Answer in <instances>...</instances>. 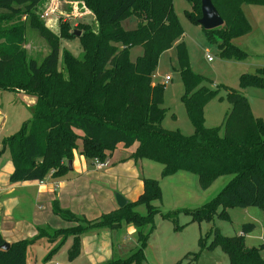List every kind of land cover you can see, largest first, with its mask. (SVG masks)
Wrapping results in <instances>:
<instances>
[{
	"label": "trees",
	"instance_id": "trees-1",
	"mask_svg": "<svg viewBox=\"0 0 264 264\" xmlns=\"http://www.w3.org/2000/svg\"><path fill=\"white\" fill-rule=\"evenodd\" d=\"M45 0H0V19L5 16L24 17L48 42L50 53L41 63L28 57L25 43V22L2 27L0 24V89L23 91L36 97L32 117L20 130L5 138L1 154L8 152L14 165L12 182L43 180L56 169L55 177L68 172L66 161L74 150L88 160L107 161L105 151L118 146L130 149L135 159H149L163 166V177L179 171L198 176L199 184L208 189L220 177L232 179L210 203L192 212V221H212L222 207L219 217L229 206L259 207L264 209V121L253 114L246 96L234 89L228 90L231 104L222 126L205 125V108L217 96L212 81L191 68L187 45L183 40L184 28L174 8V0H78L93 13L97 29L80 24L72 32L63 24L61 34L48 28L36 17ZM191 9L187 18L199 24L201 0H187ZM224 24L204 30L210 43H218L220 55L228 60L243 61L248 54L234 43L251 32L244 5L264 6V0H212ZM131 16L137 18V27L127 30L122 22ZM76 31L83 49L82 56L63 52L64 66L59 68L60 39L73 38ZM77 37V36H76ZM176 47L178 70L185 92L182 102L194 133L162 126L167 110L164 108L166 85L155 82L161 55ZM141 47L142 55L136 60L131 49ZM243 87L264 88V67L256 73L241 76ZM222 129L224 133H222ZM80 133V134H79ZM143 193L136 201L95 219H87L53 202V212L75 226L65 229L39 227L37 235L6 243L0 231V264H27V251L49 233L60 236L48 257L59 251L72 238L70 260L81 254L82 237L94 230H118L124 224L135 227L138 247L128 258H114L104 264H143L145 249L155 229V216L160 212L154 204L162 200L160 182L142 178ZM145 205L147 214L141 215L137 206ZM177 223L172 214L162 213ZM255 224L243 225L242 234L224 236L219 229L211 230L208 249L221 247L229 257V264H264V242L249 247L244 234L252 232ZM209 236V235H208ZM193 254V260H197ZM187 254L184 259H188ZM175 264H182V260Z\"/></svg>",
	"mask_w": 264,
	"mask_h": 264
},
{
	"label": "rangeland",
	"instance_id": "rangeland-1",
	"mask_svg": "<svg viewBox=\"0 0 264 264\" xmlns=\"http://www.w3.org/2000/svg\"><path fill=\"white\" fill-rule=\"evenodd\" d=\"M54 7H59V11L47 18H42L45 11ZM174 8L184 28L183 40L187 45L191 68L194 72L210 79L212 82L208 85L218 90L217 96L205 108V125L209 128L222 126L225 115L231 109V104L227 99L229 89L237 90L246 96L253 114L264 121V88L253 85L243 87L241 84V76L244 73H252L250 71L253 69L257 71L264 67V6H243L244 13L251 24V32L234 40V43L248 54L247 59L243 61L221 57L218 43H210L202 26L187 18L185 11L191 9V4L187 0H174ZM36 17L59 35L63 24L68 25L71 32L74 29L80 30V24H90L97 29L95 16L82 1L78 0H45L40 5ZM22 22L26 23L24 46L28 57L35 58L41 63L50 53V47L31 23L25 21L24 17L5 16L0 19L2 27ZM122 26L127 30L135 29L137 18L129 17L122 22ZM74 36L60 39V69L64 66L63 52L65 50L72 52L74 56H82L83 49L79 36L75 34ZM142 53L141 47H134L130 52L131 59L136 60ZM209 57L213 60L209 61ZM167 76L170 77L168 81ZM154 80L156 83L166 85L164 108L167 112L162 126L169 130H180L186 135L193 134L194 126L182 102L185 86L178 70L175 46L161 55ZM31 117V106L21 93L15 90L0 89V151L3 136L8 137L18 132L22 123ZM222 133H224L223 129ZM70 161H66L69 170ZM89 162L92 165V161L89 160ZM143 162L146 166H150L153 179L160 182L162 189V200L154 203L160 212L155 216V229L145 249L143 264H175L180 260L182 264H229V257L220 246L212 250L203 246L202 239H206L207 246L212 241L211 230L216 227L224 236H239L242 234L244 224L253 223L255 224L254 230L244 234L245 244L249 247H256L264 242V209L259 207L229 206L225 211L227 219L219 217L222 212V207H220L212 221H192V212L213 201L230 182L231 175L220 177L208 189H203L199 184L198 176L194 173L180 171L172 176L163 177V166L160 163L147 159ZM109 165L111 163L108 162L107 166ZM117 193L120 194L116 191L115 198ZM136 210L141 215L147 214V209L143 204L137 206ZM169 212L175 216L177 223L162 216V213ZM88 217L86 216L87 219H92ZM73 224V226L76 225V223ZM128 227L124 224L120 228L122 239H125L120 256L124 259L128 258L138 247L137 232L129 233ZM59 240L60 236L52 232L40 241L46 243L45 247L39 246L40 242L29 247L27 264H87L80 255L70 260L72 238H69L59 251L48 257L50 250ZM187 254L189 258L184 259ZM193 254H197V260H193Z\"/></svg>",
	"mask_w": 264,
	"mask_h": 264
},
{
	"label": "crops",
	"instance_id": "crops-1",
	"mask_svg": "<svg viewBox=\"0 0 264 264\" xmlns=\"http://www.w3.org/2000/svg\"><path fill=\"white\" fill-rule=\"evenodd\" d=\"M16 92L28 100L32 109L36 97L23 91ZM80 142L81 149L74 150L71 159L72 169H68L64 176L55 177V169L43 180L35 181L12 182L10 176L14 165L9 153L1 154L0 151V231L7 242L32 238L37 235L39 227H72L73 223L53 212L55 200L64 209L95 219L104 212L119 208L116 191L128 201H136L144 190L142 178H153L150 166L145 165L144 159L131 157L137 145L130 149L120 145L114 151H105L107 162L111 165L98 169L93 162L90 165L91 162L80 153L82 140ZM120 231L100 229L86 233L82 237L80 257L87 264H104L114 258H122L120 254L125 239H122ZM128 232L134 234L137 231L135 227L129 226ZM45 244L43 241L39 246L45 247Z\"/></svg>",
	"mask_w": 264,
	"mask_h": 264
},
{
	"label": "water",
	"instance_id": "water-1",
	"mask_svg": "<svg viewBox=\"0 0 264 264\" xmlns=\"http://www.w3.org/2000/svg\"><path fill=\"white\" fill-rule=\"evenodd\" d=\"M202 5H201V10H202V15L201 18L198 20L199 25L202 26L203 29L205 30H212L215 28H218L224 24V20L222 16L220 15L219 11L213 4L212 0H201ZM75 35L80 36L81 32L76 31ZM252 73H256V69H253L250 71ZM70 169H72V160L69 163ZM116 200L119 208L124 207L127 203L128 200L122 195V194H116ZM10 243L6 241V243L3 245V248H9Z\"/></svg>",
	"mask_w": 264,
	"mask_h": 264
},
{
	"label": "built area",
	"instance_id": "built-area-1",
	"mask_svg": "<svg viewBox=\"0 0 264 264\" xmlns=\"http://www.w3.org/2000/svg\"><path fill=\"white\" fill-rule=\"evenodd\" d=\"M56 11H59V7H54L48 11H45L44 15H42V18H47L49 17L50 15H52L53 13H55ZM213 59L211 57H209V61H212ZM166 80H170V77L167 76L166 77ZM93 164L96 166V168L98 169H102L104 167H106L108 165V162L107 161H101V160H98V159H95L93 161Z\"/></svg>",
	"mask_w": 264,
	"mask_h": 264
}]
</instances>
